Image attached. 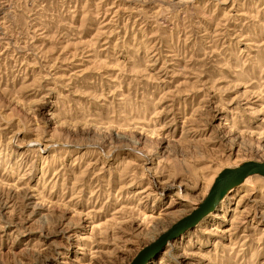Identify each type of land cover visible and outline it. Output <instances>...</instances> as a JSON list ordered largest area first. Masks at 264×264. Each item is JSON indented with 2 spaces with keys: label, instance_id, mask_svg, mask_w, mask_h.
Segmentation results:
<instances>
[{
  "label": "rangeland",
  "instance_id": "obj_1",
  "mask_svg": "<svg viewBox=\"0 0 264 264\" xmlns=\"http://www.w3.org/2000/svg\"><path fill=\"white\" fill-rule=\"evenodd\" d=\"M250 160L264 0H0V264H130ZM169 240L145 264H264V177Z\"/></svg>",
  "mask_w": 264,
  "mask_h": 264
},
{
  "label": "water",
  "instance_id": "obj_2",
  "mask_svg": "<svg viewBox=\"0 0 264 264\" xmlns=\"http://www.w3.org/2000/svg\"><path fill=\"white\" fill-rule=\"evenodd\" d=\"M257 174L264 177V162L246 161L234 168H224L215 177L211 188L204 200L188 215L178 220L159 238L138 252L130 264H144L153 250L159 251L161 246L169 239L180 236L193 227L201 218L208 214L224 194L235 187L245 176Z\"/></svg>",
  "mask_w": 264,
  "mask_h": 264
},
{
  "label": "bare ground",
  "instance_id": "obj_3",
  "mask_svg": "<svg viewBox=\"0 0 264 264\" xmlns=\"http://www.w3.org/2000/svg\"><path fill=\"white\" fill-rule=\"evenodd\" d=\"M240 165V164H239ZM238 166V165H237ZM237 166H232V167H230V168H234V167H237ZM253 177H254V174H251V175H247V176H245L235 187H237V186H242V185H248V184H250V183H252L253 182ZM231 190V189H230ZM230 190H228L225 194H224V196L219 200V202H221L222 201V199L225 197V196H227L228 194H229V192H230ZM194 210V209H193ZM204 218V217H203ZM202 218V219H203ZM201 219V220H202ZM200 224V223H199ZM170 241V240H169ZM169 241H168V243H169ZM171 242V241H170ZM171 244V243H170ZM152 254L154 255L155 254V250H153V252H152ZM150 257H152V255L150 256ZM145 264V263H144Z\"/></svg>",
  "mask_w": 264,
  "mask_h": 264
}]
</instances>
